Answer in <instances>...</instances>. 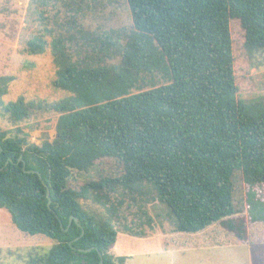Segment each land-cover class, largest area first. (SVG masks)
<instances>
[{"label":"trees","instance_id":"16d2710c","mask_svg":"<svg viewBox=\"0 0 264 264\" xmlns=\"http://www.w3.org/2000/svg\"><path fill=\"white\" fill-rule=\"evenodd\" d=\"M125 2L131 26L122 33L83 28L86 4L64 3L71 21L57 32L39 11L41 28L22 52L41 54L49 44L52 85L66 96L3 104L14 76L0 75V104L12 121L43 105L59 113L52 140L0 128V208L21 232L53 240L29 264H97L99 253L102 264H125L109 252L125 199L164 204L176 231L218 222L248 238L249 190L264 184V96L238 93L255 89L242 67L264 53V0ZM80 41L84 54L72 49ZM82 201L106 214L97 218ZM253 211L264 217V208ZM131 225L123 226L138 235Z\"/></svg>","mask_w":264,"mask_h":264},{"label":"rangeland","instance_id":"374dc122","mask_svg":"<svg viewBox=\"0 0 264 264\" xmlns=\"http://www.w3.org/2000/svg\"><path fill=\"white\" fill-rule=\"evenodd\" d=\"M43 7L34 0H0V75H12L14 80L8 85V92L1 97L2 103L23 98L26 102H52L67 95V92L53 87L56 67L47 44L41 54L22 52L25 41L38 33L41 28L39 11L44 10L47 25L59 31L58 25L70 19L64 3L72 7L84 6L78 15L83 28L97 33L121 31L131 26V16L125 0H46ZM57 22V23H56ZM44 31V27H43ZM70 33L73 29L70 28ZM55 32V33H56ZM122 33V31H121ZM47 42L51 36L45 34ZM73 46L82 54L88 48L83 43ZM250 68L242 67L255 89L238 93V98L254 100L264 96V53H256L247 62ZM59 113L53 109L31 110L29 117L14 122L0 104V128L10 133L26 135L30 142L40 143L52 140ZM108 171L114 166L105 163ZM74 176L85 178L87 174L74 172ZM247 192L248 187H244ZM249 204L246 202L244 217L248 223V238L239 240L214 222L201 231L180 232L174 229V218L168 208L158 201L144 202L141 199H125L120 207V218L116 223L117 239L109 250L114 256H125V264H244L252 255L255 264H264V217L253 211L264 208V184L251 186ZM88 211L97 218L106 213L104 209L90 201H82ZM151 218V222L147 219ZM125 218V219H124ZM132 222V225H131ZM126 223V224H125ZM123 225H131L138 235L126 231ZM53 240L44 235H28L21 232L11 222L8 212L0 208V264H29L35 253L47 251ZM251 253V254H250Z\"/></svg>","mask_w":264,"mask_h":264},{"label":"water","instance_id":"95a60500","mask_svg":"<svg viewBox=\"0 0 264 264\" xmlns=\"http://www.w3.org/2000/svg\"><path fill=\"white\" fill-rule=\"evenodd\" d=\"M23 166H24V162H23ZM26 172H33L34 170H25ZM47 195H48V193H47ZM49 203H50V198H49V196H48V202H47V204L49 205ZM73 220L75 221V222H77L78 220H77V218L76 217H73ZM71 222V220L69 221V223ZM83 234V231L81 232V235ZM88 250H90V249H86V250H82V249H80V251H88ZM99 256H100V260H99V262L97 263V264H102V262H103V260H102V255L99 253Z\"/></svg>","mask_w":264,"mask_h":264},{"label":"crops","instance_id":"0c3cea01","mask_svg":"<svg viewBox=\"0 0 264 264\" xmlns=\"http://www.w3.org/2000/svg\"><path fill=\"white\" fill-rule=\"evenodd\" d=\"M113 246H114V245H113ZM250 254H251V253H250ZM244 264H247V263H244ZM248 264H255L252 255L249 256V263H248ZM256 264H257V263H256Z\"/></svg>","mask_w":264,"mask_h":264}]
</instances>
